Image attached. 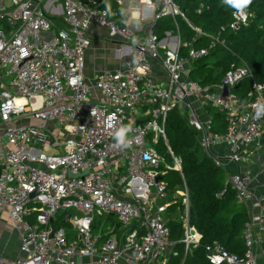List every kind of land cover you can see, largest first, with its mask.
Returning <instances> with one entry per match:
<instances>
[{"label":"built area","instance_id":"2783aa9c","mask_svg":"<svg viewBox=\"0 0 264 264\" xmlns=\"http://www.w3.org/2000/svg\"><path fill=\"white\" fill-rule=\"evenodd\" d=\"M53 1L62 13L60 26L45 8ZM104 1L122 9L124 24L109 16ZM49 10L56 12L57 6ZM235 12L230 30L250 18L246 11L243 17ZM162 17L174 29L158 39L152 27ZM178 19L188 22L175 0H0V215L6 213L19 232L21 253L16 260L0 258V264H167L165 254L175 243L167 225L173 202L167 201L163 177L181 172V165L167 146L165 123L176 103L201 101L211 89L219 91L212 103L226 113L224 134L211 133L210 119H187L205 152L225 144L224 158L239 165L262 146L264 116L254 119V105L264 103V84L254 83L246 97L231 94L251 75L247 67L228 71L217 85L202 87L191 80L190 64L208 49L181 43ZM92 24L106 28L110 38L127 41L132 57L122 70L99 72L90 85L83 71ZM226 29L211 38L213 44L225 46ZM153 61L165 71V85L148 77ZM124 126L130 128L125 134L130 143L120 145L116 134ZM160 139L172 164L158 151ZM213 161L221 165L223 159ZM227 183L237 202L250 201L254 210L243 226L244 252L231 253L215 242L204 246L205 260L257 264L252 226L264 233V197L251 192L248 174H231ZM181 189L180 243L187 255L200 247L202 235L189 224L188 189L185 184ZM67 214L72 236L54 225ZM96 216H114L116 225L97 235ZM51 226L56 228L52 235Z\"/></svg>","mask_w":264,"mask_h":264},{"label":"trees","instance_id":"16d2710c","mask_svg":"<svg viewBox=\"0 0 264 264\" xmlns=\"http://www.w3.org/2000/svg\"><path fill=\"white\" fill-rule=\"evenodd\" d=\"M175 3L188 21L177 20L181 43H192L196 49H208L206 56L192 63L191 80L202 87L217 85L228 71L247 67L251 75L248 74L234 85L230 93L241 98L246 97L251 94L254 83L264 84V0H252L251 5L244 10L250 14L249 21L236 30L228 28L236 10L225 4L224 0H175ZM201 6V13L197 14ZM102 7L112 19L120 25L124 24L126 18L120 7L105 1ZM193 27L207 37L197 35ZM221 27L227 28L223 33L225 46L213 44L211 39ZM171 29H174L171 20L162 17L152 27V33L160 39L165 31ZM185 53L186 49L181 48L179 55L183 56ZM209 111H216V115L210 119L211 132L224 134L227 121L223 111L215 108ZM165 137L167 146L174 157L180 160L181 165V172L171 170L163 177L167 191L172 194L185 184L189 193V224L202 235L200 247L185 255L180 243L183 237L180 221L183 207L180 203L172 204L170 209L179 207V213L172 216L167 223L170 241L175 243L170 264H208L204 257V246L215 242L231 253L242 255V231L249 215L243 204L237 202L223 168L216 165L201 147L196 131L190 127L177 106L167 114ZM157 148L165 162L172 164L162 139L158 141ZM63 218L61 215L54 225L60 227ZM261 238L264 245V233Z\"/></svg>","mask_w":264,"mask_h":264},{"label":"crops","instance_id":"0c3cea01","mask_svg":"<svg viewBox=\"0 0 264 264\" xmlns=\"http://www.w3.org/2000/svg\"><path fill=\"white\" fill-rule=\"evenodd\" d=\"M57 6V11L53 12L50 11L49 8L51 6ZM59 3L52 2V4H48L45 6L47 13L51 20L57 24L61 25L62 13L61 10L58 9ZM88 37L90 40V47L85 52L84 55V71L83 75L87 82L90 85L94 84L95 77L99 72L104 70L110 71H117L122 70L126 67V64L131 59V51L132 47L127 42L124 41L123 38L115 37L110 38L108 36V32L106 28L97 26L92 24L88 30ZM192 64H190L191 68ZM148 77L151 78L156 83L161 85H165L167 81V76L165 71L162 69L160 63L157 61H153L150 64V71L148 73ZM219 91L216 89H211L205 96L204 99L201 101L190 99L188 101H184L183 103H176L179 112L186 118L190 117L191 115H195L196 118L200 121H206L207 119H211L213 116L216 115V111H209V109H217L213 106L212 98L215 95H218ZM97 97H99L97 95ZM217 111H220L217 109ZM222 112V111H221ZM224 118L227 121L226 113L223 112ZM212 133V132H211ZM214 134V133H212ZM217 135V134H216ZM221 150L219 154H211L208 150L206 152L212 159H223L221 162V167L225 172L226 180L228 176L231 174L236 173H244L248 174L252 177V184H251V192L256 195H261L264 197V173H263V166H264V143L260 148H253V150L249 151L245 156L241 165H236L232 162H229L224 157L227 155V146L225 144H218L212 146ZM211 147V148H212ZM256 153V157H253V154ZM174 203H180L178 201H172ZM181 204V203H180ZM243 207L245 208L246 213L250 216L254 210L252 209V203L250 201H245L242 203ZM171 206L168 208V218L171 219L172 216L177 215L179 213V207L175 208L174 210L170 209ZM109 222L106 218L104 222ZM181 221V218H180ZM102 225L99 229L98 227L93 226V232L98 235L99 231L101 233L106 234L109 233L110 229L113 228V225ZM62 224V223H61ZM66 225V224H65ZM62 227V225H60ZM69 236H72L70 229L66 227L65 229ZM115 235L118 234L120 236L121 232L118 228L114 230ZM253 232V239H254V252L256 256L257 264H264V257L261 254L263 241L259 232V229L256 225L252 226ZM108 236L113 237L114 234H110ZM20 247V234L18 231L14 230L11 226V222L7 217L6 213L0 215V258L16 260L21 258V253L19 251ZM172 250L166 252L165 257L167 258V264H170V256Z\"/></svg>","mask_w":264,"mask_h":264},{"label":"clouds","instance_id":"9594fccd","mask_svg":"<svg viewBox=\"0 0 264 264\" xmlns=\"http://www.w3.org/2000/svg\"><path fill=\"white\" fill-rule=\"evenodd\" d=\"M224 3L231 6L236 10L234 13L235 15L238 16H245V9L248 8L252 0H224ZM257 87H260L259 85ZM255 108V115L254 119H259L260 117L264 116V103H259L257 101L256 105H254ZM112 117H109L111 119ZM128 126L121 127L119 131L116 134V139L120 145H125L126 143H130V141H126V133L129 131Z\"/></svg>","mask_w":264,"mask_h":264},{"label":"rangeland","instance_id":"374dc122","mask_svg":"<svg viewBox=\"0 0 264 264\" xmlns=\"http://www.w3.org/2000/svg\"><path fill=\"white\" fill-rule=\"evenodd\" d=\"M133 23H135L136 24V22L135 21H132ZM172 30V29H171ZM173 35H176V33L175 32H173ZM94 98H97V94H95L94 95ZM126 123H129V122H126ZM211 154H219L220 152H221V150L220 149H218V148H215V147H212V148H210V151H209ZM253 157H256V153H254L253 154ZM239 165H241L240 163H239ZM181 188H178V189H176L175 191H174V193H172V194H170V192H168V194H169V198L167 199V201H174V200H177V201H181L180 199H181V197L178 195V193L177 192H181ZM188 195H189V193H188ZM183 212L180 214V218H182L183 217ZM106 218L109 220V222L108 223H106V225H112V224H114V221L116 222L117 220H116V218L114 217V216H104V217H98V216H96L95 217V222H94V224L96 225V227H98L99 229H100V225L102 224V223H104V220H106ZM63 222V221H62ZM64 229H66V227H68V224L66 223V225H64V226H62Z\"/></svg>","mask_w":264,"mask_h":264},{"label":"water","instance_id":"95a60500","mask_svg":"<svg viewBox=\"0 0 264 264\" xmlns=\"http://www.w3.org/2000/svg\"><path fill=\"white\" fill-rule=\"evenodd\" d=\"M84 174H86V172L85 173H83V174H81V175H78V176H73V175H71V174H69V177L70 178H79V177H82ZM69 216L70 215H65V217H64V221L62 222V226H64L66 223H67V221H68V219H69ZM56 230V228L54 227V226H51V235L53 234V232Z\"/></svg>","mask_w":264,"mask_h":264}]
</instances>
